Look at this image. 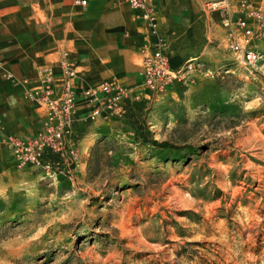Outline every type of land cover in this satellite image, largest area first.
<instances>
[{
  "label": "rangeland",
  "instance_id": "1",
  "mask_svg": "<svg viewBox=\"0 0 264 264\" xmlns=\"http://www.w3.org/2000/svg\"><path fill=\"white\" fill-rule=\"evenodd\" d=\"M121 2L136 42L93 48L97 28L72 26L64 44L92 59L76 68L90 85H128L125 114L73 125L77 158L50 155L53 177L0 155V264H264V59L245 68L227 47L236 0ZM156 35L177 71L161 94L138 50Z\"/></svg>",
  "mask_w": 264,
  "mask_h": 264
},
{
  "label": "built area",
  "instance_id": "2",
  "mask_svg": "<svg viewBox=\"0 0 264 264\" xmlns=\"http://www.w3.org/2000/svg\"><path fill=\"white\" fill-rule=\"evenodd\" d=\"M129 2L134 8L142 6L140 0ZM80 3L85 5V1ZM236 3L237 8L231 18L223 22L225 41L238 64L251 68L264 59L257 48V42L264 39V0H236ZM144 18L155 34L156 23L151 9L144 13ZM57 64L60 69L58 76L53 65L40 67L36 87L25 93L28 99L43 104L45 110L41 128L33 137L4 134L0 119V147L10 153L19 168L39 170L47 177H53L59 165L50 161V155L56 156L61 163L74 162L77 158L73 125L78 96L89 108V120L105 122L122 118L126 111L125 102L132 97L129 88L114 77L88 86L78 94L73 84L77 71L66 53ZM142 69V84L150 93H163L176 78L177 71L171 66L169 47L163 37L156 35L151 49L143 50ZM2 75L9 77L6 73ZM12 80L14 83H26V80Z\"/></svg>",
  "mask_w": 264,
  "mask_h": 264
},
{
  "label": "crops",
  "instance_id": "3",
  "mask_svg": "<svg viewBox=\"0 0 264 264\" xmlns=\"http://www.w3.org/2000/svg\"><path fill=\"white\" fill-rule=\"evenodd\" d=\"M80 1H85V5ZM132 20L133 12L125 7L121 0H0L2 132L20 138H30L40 130L44 119V106L28 99L25 93L36 87L38 68L46 63L49 52L59 51L57 59L51 63L56 76L60 74L57 62L64 53L67 54V59L75 68L81 62L92 60L85 61L87 54L72 51L64 44L68 28L74 26L75 34H77L76 31L80 32L83 26L97 28L94 32L96 37L92 40V46L99 48L111 45L110 38L123 39L127 36L129 42H136V37L129 36L126 32L128 29H133ZM116 27L123 29L113 31ZM146 44L147 38L138 46L141 54L144 49H147ZM3 73L9 77H3ZM12 79L26 80V83H14ZM91 79L89 73L76 74L73 84L78 94L84 88L91 86ZM106 79L109 78L101 81ZM119 81L128 87L127 84ZM56 88L59 89V85ZM88 112L89 108L85 101L78 96L74 127L87 116ZM0 155H5L14 162L10 153L2 147H0Z\"/></svg>",
  "mask_w": 264,
  "mask_h": 264
},
{
  "label": "trees",
  "instance_id": "4",
  "mask_svg": "<svg viewBox=\"0 0 264 264\" xmlns=\"http://www.w3.org/2000/svg\"><path fill=\"white\" fill-rule=\"evenodd\" d=\"M122 29H123L122 27H116L113 29V31H121ZM125 107H126V105H125Z\"/></svg>",
  "mask_w": 264,
  "mask_h": 264
}]
</instances>
